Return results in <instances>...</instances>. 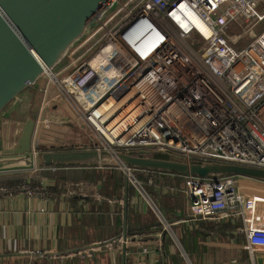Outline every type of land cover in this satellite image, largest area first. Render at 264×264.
Returning a JSON list of instances; mask_svg holds the SVG:
<instances>
[{
  "label": "built area",
  "instance_id": "built-area-1",
  "mask_svg": "<svg viewBox=\"0 0 264 264\" xmlns=\"http://www.w3.org/2000/svg\"><path fill=\"white\" fill-rule=\"evenodd\" d=\"M262 23L264 0H135L48 76L46 96L51 85L57 94L42 111L65 99L98 151L159 150L189 165L264 170V31L240 51L227 36L235 25L253 32ZM42 111L34 169L37 132L51 124ZM121 168L139 185L131 168ZM185 192L194 218H239L249 249L264 252V198L246 197L233 177L187 176Z\"/></svg>",
  "mask_w": 264,
  "mask_h": 264
},
{
  "label": "crops",
  "instance_id": "crops-1",
  "mask_svg": "<svg viewBox=\"0 0 264 264\" xmlns=\"http://www.w3.org/2000/svg\"><path fill=\"white\" fill-rule=\"evenodd\" d=\"M37 164L0 173L1 264H11V256L22 257L18 264H264V252L249 249L241 219L194 218L187 176L131 168L135 185L119 165L102 170ZM141 174L151 178L147 184ZM9 176L23 179L4 185L1 179ZM246 179L238 178L237 188L248 198H264V189L254 184L264 182ZM125 232L136 241L109 245ZM90 248L105 254L68 255Z\"/></svg>",
  "mask_w": 264,
  "mask_h": 264
},
{
  "label": "water",
  "instance_id": "water-1",
  "mask_svg": "<svg viewBox=\"0 0 264 264\" xmlns=\"http://www.w3.org/2000/svg\"><path fill=\"white\" fill-rule=\"evenodd\" d=\"M121 1L124 0H0V115L44 76L54 75L71 50ZM36 130L37 123L31 117L18 125L14 142L8 150L0 152V173L34 167ZM104 161H113L126 168L202 179L235 175L264 182V170L219 163L189 165L178 158L160 161L98 150L53 151L42 153L40 157V164L45 167L89 166ZM104 254L90 248L68 255L98 259ZM6 259L11 264H18L22 257Z\"/></svg>",
  "mask_w": 264,
  "mask_h": 264
},
{
  "label": "rangeland",
  "instance_id": "rangeland-1",
  "mask_svg": "<svg viewBox=\"0 0 264 264\" xmlns=\"http://www.w3.org/2000/svg\"><path fill=\"white\" fill-rule=\"evenodd\" d=\"M133 1L135 0H124L120 5L115 8V10L110 12V14L106 15L100 23H98L93 29H91L87 33L83 40L84 42H82L81 45L87 43L86 46H90V44L95 43L102 35V27L113 22L115 18H118L122 14L123 8L126 7L128 4L132 3ZM232 28H234V26ZM231 29L227 34L229 41L233 45L234 41H239V45L236 47V50L240 51L245 49L252 42V39L256 35L264 31V23L252 29L253 32L243 30V34H241V36L237 35L239 40L236 39L234 41L231 37L233 36ZM193 39L196 38H192L191 40L192 43H194L193 49H197L201 45V42L198 40H194L193 42ZM74 51L75 49H73L71 54H73ZM49 81V77L44 76L33 88L27 90L16 103L8 107L5 113L3 115H0V126L3 124V122L5 123L14 120L25 121L28 110L32 112L33 118H37L39 113L42 111L46 97L49 100L54 94H57L56 89L51 85L46 96L45 90ZM42 114L44 118L51 120V124L49 125L50 127L48 129L43 126L39 128L37 132V141L39 143L35 142L37 151L38 149L43 150L44 148H46L47 153L53 152L51 151L52 148H54V151L95 150L92 147V144H94L92 140V133L81 122L80 118L78 117L72 106L65 99L59 100L57 103L55 102L54 104L48 105L46 108L43 109ZM91 166H95V168H99L102 170L112 167H119L113 161H104L99 164H91ZM133 175L135 176L134 172ZM233 178L235 184L238 178L244 180L246 179L235 175L233 176ZM246 180L251 179L247 178ZM248 184L249 182L247 181L246 185ZM254 184L257 185L260 189H264V187L260 186L259 183ZM261 192L264 194V190H262Z\"/></svg>",
  "mask_w": 264,
  "mask_h": 264
},
{
  "label": "trees",
  "instance_id": "trees-1",
  "mask_svg": "<svg viewBox=\"0 0 264 264\" xmlns=\"http://www.w3.org/2000/svg\"><path fill=\"white\" fill-rule=\"evenodd\" d=\"M232 30V34H233V36H231L232 38H233V41L234 40H236V39H238V36L237 35H240L241 36V34H243L242 32H243V30H241L238 26H234V28H232L231 29ZM239 36V37H240ZM239 40V39H238ZM239 45V41H234V47L236 48L237 46ZM41 153H46L47 151H46V148H44L43 150H39ZM145 153H141L140 151H131V152H128V153H126V154H128V155H131V156H133V157H142V158H150V159H155V160H160V161H173V160H175V158L174 157H171L169 154H167V153H164V152H161V151H159V150H146V151H144ZM69 166H81V165H57V166H53V167H69ZM86 167H95V166H91V165H89V166H86ZM150 174H151V176H153V172H149ZM153 173V174H152ZM222 177H232V175H222V176H219V177H217V178H214V177H212V178H214V179H218V178H222ZM139 178L144 182V183H148L149 181H150V177L148 176V174L147 175H143V174H141V175H139ZM153 178V177H152ZM21 179H23V178H19V179H15V177H13V176H9V177H3L2 179H1V182L4 184V185H11V184H16V183H19L20 181H21ZM177 179H179V180H184V178H182V177H179V176H177ZM5 180V181H4ZM185 182V181H184ZM131 194H132V192H131Z\"/></svg>",
  "mask_w": 264,
  "mask_h": 264
},
{
  "label": "flooded vegetation",
  "instance_id": "flooded-vegetation-1",
  "mask_svg": "<svg viewBox=\"0 0 264 264\" xmlns=\"http://www.w3.org/2000/svg\"><path fill=\"white\" fill-rule=\"evenodd\" d=\"M31 117L33 118L32 112L28 110L26 114V120ZM35 121L37 118H33ZM25 121H8L3 122V124L0 126L1 132H0V152L8 150L10 148V145L14 142V137L16 135V132L18 131V125L20 123H25ZM4 131V133H3Z\"/></svg>",
  "mask_w": 264,
  "mask_h": 264
},
{
  "label": "bare ground",
  "instance_id": "bare-ground-1",
  "mask_svg": "<svg viewBox=\"0 0 264 264\" xmlns=\"http://www.w3.org/2000/svg\"><path fill=\"white\" fill-rule=\"evenodd\" d=\"M151 39V38H150ZM152 43V40H150V41H148L146 44H145V46H144V48H147L150 44ZM152 46H150L149 48H151ZM148 48V49H149ZM148 49H146V51L148 50ZM145 51V52H146Z\"/></svg>",
  "mask_w": 264,
  "mask_h": 264
}]
</instances>
